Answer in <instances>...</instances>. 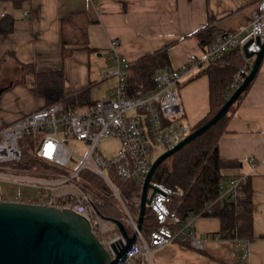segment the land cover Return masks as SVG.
Segmentation results:
<instances>
[{
  "label": "crops",
  "instance_id": "1",
  "mask_svg": "<svg viewBox=\"0 0 264 264\" xmlns=\"http://www.w3.org/2000/svg\"><path fill=\"white\" fill-rule=\"evenodd\" d=\"M257 1L23 0L15 6L11 0H0V16L8 13L13 18V30L0 35V124L45 105L34 75L24 71L26 64L35 72L61 70L64 96L89 86V98L95 101L112 96L116 87L115 77H102L113 64V53L133 60L166 47L169 66L178 67L188 55L202 54L196 33L207 25V14L213 16L216 31H234L248 24ZM77 11L90 21L92 50L76 48L62 56L61 20ZM113 39L118 41L114 46ZM204 66L195 64L179 85L181 120L192 126L208 111V78L197 74ZM243 98L227 121L218 148L223 159L239 162L221 173L227 178L249 176L253 188L255 239L248 244L245 259L238 257L234 240L206 237L219 231L218 218L196 217L192 230L202 239V248L170 242L153 249V264H264V58Z\"/></svg>",
  "mask_w": 264,
  "mask_h": 264
},
{
  "label": "built area",
  "instance_id": "2",
  "mask_svg": "<svg viewBox=\"0 0 264 264\" xmlns=\"http://www.w3.org/2000/svg\"><path fill=\"white\" fill-rule=\"evenodd\" d=\"M263 40L264 0H258L247 25L234 31H217L200 56L190 54L178 67L161 69L155 75L152 90H136L129 95L126 87L129 60L113 53L112 66L102 72L103 78L116 79L110 99H97L81 108H65L59 102H52L8 124H0V179L25 184L40 192L32 196L23 190L11 200L73 210L89 221L95 235L114 257L125 244V238L114 220L100 212L106 202L83 180L80 172L86 169L105 181L121 206L124 225L135 234V240L120 257L119 264H132L135 260L153 264V249L174 241L188 240L190 246L202 248V239L192 230L196 217L182 220L167 205L170 190L152 181L147 191L146 208L154 213L157 225L148 236L143 235L141 229H137V217H133L125 206L107 171L116 178L134 179L141 189L154 159L191 131V126L181 120L178 91L193 66L213 61L228 49L237 47L245 64L229 84V89L234 90L252 64L247 52L258 51ZM248 41L245 51L243 47ZM117 43L116 39L111 40L112 46ZM25 134L36 136L33 147L30 143L25 146L38 158L55 166V170H25L15 165L22 157L20 141ZM105 138L120 141L118 151L110 157L103 156L99 150V144ZM70 141L74 144L70 145ZM75 144L85 146L82 155L75 153ZM243 178L234 176L220 183V193L215 201L235 200L242 196L237 186Z\"/></svg>",
  "mask_w": 264,
  "mask_h": 264
},
{
  "label": "trees",
  "instance_id": "3",
  "mask_svg": "<svg viewBox=\"0 0 264 264\" xmlns=\"http://www.w3.org/2000/svg\"><path fill=\"white\" fill-rule=\"evenodd\" d=\"M15 6H20L23 0H11ZM13 18L4 13L0 16V35H7L13 30ZM213 16L207 14V25L196 33L200 47L204 50L212 42L217 32L211 25ZM90 21L83 11L72 12L61 20V51L62 56L68 55L76 48L88 47V25ZM76 43V44H74ZM245 64L237 47L223 52L215 60L205 64L197 73L208 78V111L198 122L191 126V131L215 114L217 109L229 98L234 90L229 89L233 75ZM169 66L166 47L153 53H145L136 59L129 60L126 71V87L128 94L133 95L136 90H152L155 86V75L164 67ZM25 73L34 75L39 87V93L45 98V105L59 102L65 108H75L79 105H91L94 100L89 98V86L79 90L76 94L64 96L61 91L63 72H35L30 64L24 65ZM210 80V81H209ZM252 81L229 107L227 113L213 126L188 142L172 156L162 162L154 171L152 182L158 183L170 190L167 205L176 212L182 220L189 217H216L220 221V229L208 235L211 239H231L239 246V258L245 259L248 244L255 239L253 234V188L249 176H245L238 183L242 196L235 200L225 198L222 202L215 201L220 193V183L229 178L221 173L222 169L234 166L238 161L225 160L219 154V140L226 130V123L235 113L239 102L243 99ZM76 103V104H75ZM44 105V106H45ZM35 135L25 134L20 141L22 157L15 165L21 169L55 170L56 167L42 158H38L25 143L33 145ZM33 147V146H32ZM87 185L104 198L106 205L100 212L112 220L123 223L118 201L103 179L95 173L83 169L80 172ZM116 189L133 217H137L141 189L132 178H116L109 174ZM7 200L0 192V200ZM243 200V201H242ZM222 222V223H221ZM157 225L154 213L146 208L141 223V233L148 236L149 231ZM128 235L132 234L125 225ZM116 231V230H115ZM118 232V231H116ZM189 245V241H182ZM132 264H145L142 260H135Z\"/></svg>",
  "mask_w": 264,
  "mask_h": 264
},
{
  "label": "water",
  "instance_id": "4",
  "mask_svg": "<svg viewBox=\"0 0 264 264\" xmlns=\"http://www.w3.org/2000/svg\"><path fill=\"white\" fill-rule=\"evenodd\" d=\"M250 41L244 45L246 46ZM252 58L248 73L214 115L190 131L172 148L165 150L152 162L142 188L136 218L140 229L148 202L147 191L155 169L176 151L213 126L246 86L254 79L264 58V40L256 52H247ZM125 238L116 255L111 257L91 228L89 221L68 208L52 205L0 200V264H119L118 260L135 240L128 235L119 220H114Z\"/></svg>",
  "mask_w": 264,
  "mask_h": 264
},
{
  "label": "rangeland",
  "instance_id": "5",
  "mask_svg": "<svg viewBox=\"0 0 264 264\" xmlns=\"http://www.w3.org/2000/svg\"><path fill=\"white\" fill-rule=\"evenodd\" d=\"M109 68V67H108ZM112 96H106L105 98L99 99H110ZM74 144L70 141V145ZM120 147V141L118 138H105L102 139L99 144L100 153L105 157H110L114 155ZM76 154L82 155L85 152V146L81 144H75ZM26 191L28 194L34 196L40 194L36 188L21 184L18 182H13L5 179H0V192L5 195L7 199H13L21 191Z\"/></svg>",
  "mask_w": 264,
  "mask_h": 264
},
{
  "label": "bare ground",
  "instance_id": "6",
  "mask_svg": "<svg viewBox=\"0 0 264 264\" xmlns=\"http://www.w3.org/2000/svg\"><path fill=\"white\" fill-rule=\"evenodd\" d=\"M16 1V0H15ZM37 15V14H36ZM33 18V17H32ZM13 20V19H12ZM248 23V22H247ZM74 44H76V43H74ZM127 76V75H126ZM210 81V80H209ZM33 84V83H32ZM208 84V83H207ZM244 99V98H243ZM76 104V103H75ZM74 108V107H73ZM242 160V159H241ZM259 165V164H258ZM247 172V171H246ZM228 199V198H227ZM243 201V200H242ZM116 220V219H115ZM222 223V222H221ZM204 234V233H203ZM234 241H236V240H234Z\"/></svg>",
  "mask_w": 264,
  "mask_h": 264
}]
</instances>
